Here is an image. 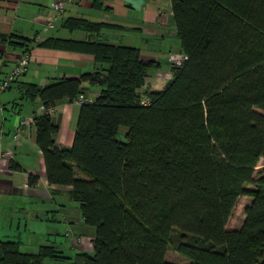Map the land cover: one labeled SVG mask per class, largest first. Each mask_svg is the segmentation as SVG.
<instances>
[{"label": "trees", "instance_id": "1", "mask_svg": "<svg viewBox=\"0 0 264 264\" xmlns=\"http://www.w3.org/2000/svg\"><path fill=\"white\" fill-rule=\"evenodd\" d=\"M170 1L186 59L169 65L162 89L142 90L159 63L138 48L98 39L44 43L98 64L79 77L22 86L46 109L76 99L84 82L99 87L80 103L70 148L54 145L51 115L34 117L46 179L71 187L94 228L93 254L68 259L51 245L26 253L0 239V264H177L165 258L170 247L188 264H264V166L254 176L264 154V0ZM37 181L28 175L29 186ZM241 196L251 199L243 222L227 229Z\"/></svg>", "mask_w": 264, "mask_h": 264}, {"label": "crops", "instance_id": "2", "mask_svg": "<svg viewBox=\"0 0 264 264\" xmlns=\"http://www.w3.org/2000/svg\"><path fill=\"white\" fill-rule=\"evenodd\" d=\"M51 1L0 0V79L14 68L22 53L29 55L26 71L0 92V151L13 152L12 160L4 163L0 171V233L12 231L13 226L20 229L21 224H24L25 231L29 225L37 226L38 229L32 231L35 229L39 234L32 236V241L19 236L13 240L23 247L21 251L36 253L40 246L51 245L62 256L72 259L81 253L93 254L94 228L84 223L79 205L71 196L70 186L48 183L34 125V117L41 114L36 113V107L41 103L38 97H24L22 86L28 83L46 86L61 78L79 77L95 71L98 64L89 54L44 46V43L98 39L138 48L143 57L159 63L150 70L142 90L163 88L166 83L162 86L153 75L157 71L170 73L169 53H180L181 48L176 38L170 0L73 2L57 16L53 27L47 29L34 17L49 13ZM67 19H81L92 26L88 30L70 29L64 25ZM164 61L166 65L162 67ZM81 87L84 93L80 95L89 101L99 92V87L87 82ZM79 108L76 99L63 98L55 102L50 117L57 127L52 140L58 148L71 147ZM21 118L28 121L19 140L15 141L13 133ZM29 174L38 176L34 186L28 185ZM33 201L42 203L40 211L30 208ZM68 228L82 238L81 243L61 239V229ZM3 237L6 236H0V239Z\"/></svg>", "mask_w": 264, "mask_h": 264}, {"label": "built area", "instance_id": "3", "mask_svg": "<svg viewBox=\"0 0 264 264\" xmlns=\"http://www.w3.org/2000/svg\"><path fill=\"white\" fill-rule=\"evenodd\" d=\"M84 0H52L50 3V12L49 13H42L39 15H36L34 17V20L39 21L44 24V26L47 29H50L53 27L55 19L57 16L61 15V13L65 10L66 6L70 3H82ZM186 59V55L184 53H172L168 56V62L170 66L173 67H180L182 66L183 62ZM29 64V55L28 53L24 52L22 53L14 68L5 75L4 78L0 79V92L5 91L7 88L10 87V85L16 81L18 77H20L27 69ZM163 76H167L168 80L171 78V73L162 74ZM76 101L80 104L82 102L89 101L87 100L83 95H79L76 98ZM148 100L142 99V104H147ZM47 113L49 115H52L54 112L53 107L45 108L43 105L39 104L36 107V113ZM28 119L21 118L18 121V124L15 128V131L13 133V139L15 141H18L20 138V134L22 132L23 127L26 125ZM13 158V152L11 150L7 151H0V171L2 169V166L4 163H9ZM64 236L66 238H69L74 244L80 243L81 237L79 235H75L72 233V231L68 228L64 231Z\"/></svg>", "mask_w": 264, "mask_h": 264}, {"label": "rangeland", "instance_id": "4", "mask_svg": "<svg viewBox=\"0 0 264 264\" xmlns=\"http://www.w3.org/2000/svg\"><path fill=\"white\" fill-rule=\"evenodd\" d=\"M172 53H169V54H172ZM161 59H162V57H161ZM165 65H166V63L164 61L162 63V67H165ZM160 73H161L160 71L159 72L157 71L156 74L153 75V77L156 78V80L159 83H161V85L163 86L164 83H166L168 81V77L167 76L165 77ZM263 166H264V154L260 156L258 163L256 165L255 174H254L255 177H257L258 174L261 172ZM246 187H247V189L252 188L251 185H248ZM250 200L251 199L249 196L239 197V199L237 200V203H236V205L232 211V214L229 218V221L227 223V229H236V228H239L241 226L243 219H244L243 209H244L245 205L249 203ZM41 205H42L41 202L33 201L31 203L30 208H32L33 210H36V211H40L39 208H42ZM67 209H69V208H67ZM12 228H13L12 231H6L5 233L4 232L0 233V236H6V237H3V240H14L19 236L21 239L32 241L33 240L32 236L36 237L39 234V231L35 230V229H38L37 226H33V225H29V227L26 231L24 229V224H21L20 229H17V227H15V226H13ZM33 228H35V229L32 231ZM64 231L61 229L59 236L61 237V239H64V240L67 239L69 241V238H66L64 236ZM81 242H82V238H81L80 243ZM77 244H79V243H77ZM21 248H22V250H24L23 247H21ZM27 248H29V247H27ZM165 258L169 262H173V263H177V264H188V260L185 259L184 257H182L180 254H178L177 251L173 247H170L167 250Z\"/></svg>", "mask_w": 264, "mask_h": 264}]
</instances>
